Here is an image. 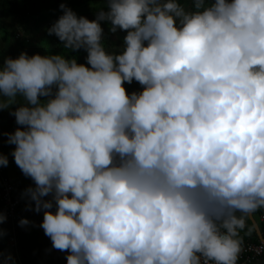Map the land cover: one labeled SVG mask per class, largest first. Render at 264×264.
I'll return each mask as SVG.
<instances>
[{
	"label": "clouds",
	"instance_id": "obj_1",
	"mask_svg": "<svg viewBox=\"0 0 264 264\" xmlns=\"http://www.w3.org/2000/svg\"><path fill=\"white\" fill-rule=\"evenodd\" d=\"M60 7L47 31L87 63L24 51L0 65V109L24 101L7 142L52 247L67 264H238L264 209V0ZM101 21L127 30L119 51Z\"/></svg>",
	"mask_w": 264,
	"mask_h": 264
},
{
	"label": "trees",
	"instance_id": "obj_2",
	"mask_svg": "<svg viewBox=\"0 0 264 264\" xmlns=\"http://www.w3.org/2000/svg\"><path fill=\"white\" fill-rule=\"evenodd\" d=\"M61 4H65L71 7L78 16H87L89 19H95L97 13L101 10H107V0L95 1V0H17L13 2L11 0H0V22H2V30L0 32V59L4 56H11L13 58L20 55L26 49L25 40H21L18 46H13L9 51L5 49L7 43L10 42L11 30L16 29L17 32L20 30L32 31L33 28H38L42 26H49L51 21H56L60 15L63 14V9L60 7ZM91 7L90 15H84L83 8ZM103 25L110 26V21H101ZM31 27V28H29ZM34 34L31 35L33 38ZM50 38L54 37V34L49 33ZM110 37L105 34L104 38ZM111 38V37H110ZM107 42H112L110 39ZM60 51L54 50L52 47L48 48L47 54L60 53L65 56L71 57L75 56L79 63H87L86 56L81 50H68L64 48V43L60 44ZM111 51V50H110ZM118 51V50H117ZM0 65H3L0 63ZM125 87L129 93L132 91L142 90V85L133 80L131 83L125 82ZM41 99H46V97H41ZM24 102L22 97L17 98V102L12 104L7 109H0V153L8 155L9 163L5 165H0V190L2 189V178H9L18 195L23 200V209L25 212L27 210L33 211L35 201H31L33 208H29V197L25 194L26 189L29 186H34V181L31 177L26 176L21 169L15 163L14 157L12 155V150L15 148L14 144L8 143L7 133L13 132L17 127H23L15 122V116L11 112L19 106L20 103ZM12 175V176H11ZM12 177V180L11 178ZM51 198L50 196L45 197V199ZM54 210V209H53ZM41 211H44L43 209ZM263 209L259 210L256 214L261 215ZM0 215H2V204L0 202ZM26 218L27 215H24ZM29 224V223H28ZM26 224V226L28 225ZM26 226H22L20 223L17 225L18 237L22 236V232L25 230ZM261 233L264 237V224L260 225ZM34 242H38L42 236L46 235L44 229L41 226L35 225L33 227ZM11 236L10 227L6 222L0 221V264H6L8 256L14 252L13 247L9 242ZM49 241V239H47ZM244 242L259 243L260 240L257 234H253L251 237H245ZM44 243V241H43ZM42 243V244H43ZM37 245L36 243H34ZM20 248V247H19ZM21 251V250H20ZM19 251V254H20ZM26 254H22V258L25 259ZM52 258V256H51Z\"/></svg>",
	"mask_w": 264,
	"mask_h": 264
},
{
	"label": "rangeland",
	"instance_id": "obj_3",
	"mask_svg": "<svg viewBox=\"0 0 264 264\" xmlns=\"http://www.w3.org/2000/svg\"><path fill=\"white\" fill-rule=\"evenodd\" d=\"M13 2H16L17 0H11ZM95 1H101V0H95ZM91 7H84L83 8V12L84 15H90L91 13ZM55 21H51L49 26H40L38 28H31L32 31H30V29L24 31V30H20L19 32H17L16 29H12L11 30V38H10V42L7 43V45L5 46V49L7 51H9L14 45L18 46L19 42L21 40H25L24 42H26V49H24V51H26L29 55H33L35 53H40L42 55H47V51L49 47H52L54 50L56 51H60V44L63 43L62 41L59 40V38L54 34V37L49 36V32L47 31V29L49 27H51V25L54 23ZM101 25L104 29V33L103 35L105 36V34H108L110 37L108 38V40L110 39V42H107V37H105V44L106 46H108L109 50L111 51H119L120 50V46H122L123 44V37L126 35L127 30H123V29H118L117 32L113 33L110 31V26H106L103 25V23L101 22ZM3 24L2 22H0V32L3 29L2 28ZM34 34L33 38L31 37V35ZM78 50L83 51V53L85 54V56L87 57V51L85 48H80ZM7 56H4L0 59V61H2V64L4 63V60ZM1 63V62H0ZM143 88V86H142ZM15 130V129H14ZM12 176V175H11ZM12 180V177H10ZM26 215L30 221V223L26 226V225H22V226H26L25 230L23 231V235L25 234V237L20 236L19 241H18V248L20 251V254L17 255L14 252H12L9 256L8 259L6 261V264H25L24 263V258H22V254L25 250L28 249V247H30V243L31 240L33 241L32 243H35L34 241V234L31 233L33 230V227L35 225L40 226L41 222L43 220V211L37 212V213H33V211H31L30 209L27 210ZM11 231V230H10ZM30 235V236H28ZM23 250V251H22Z\"/></svg>",
	"mask_w": 264,
	"mask_h": 264
},
{
	"label": "built area",
	"instance_id": "obj_4",
	"mask_svg": "<svg viewBox=\"0 0 264 264\" xmlns=\"http://www.w3.org/2000/svg\"><path fill=\"white\" fill-rule=\"evenodd\" d=\"M1 172V169H0ZM2 189L0 190V202L2 204V215L6 216L4 221L10 227L11 236L9 242L14 249V253L19 255L18 240L16 229L19 221L26 218L25 210L23 209V200L18 195L17 190L10 179L2 178ZM259 243L244 242V251L240 254L238 264H252L256 260L264 257V250L258 251ZM22 264V263H20ZM214 264V262H212Z\"/></svg>",
	"mask_w": 264,
	"mask_h": 264
},
{
	"label": "crops",
	"instance_id": "obj_5",
	"mask_svg": "<svg viewBox=\"0 0 264 264\" xmlns=\"http://www.w3.org/2000/svg\"><path fill=\"white\" fill-rule=\"evenodd\" d=\"M182 2H184V0H182ZM187 3L190 6L191 0H187ZM0 62L2 63V61ZM255 218L259 221L260 225L262 223L264 224V209L261 215L255 214ZM31 233H33V230ZM18 235L19 234L16 229V236L18 237ZM22 236L25 237V234L23 235V232ZM47 239H49V241H47ZM32 242L33 241L31 240L30 247L25 250L26 257L25 259H23L25 264H67V255L69 250H60L52 247V240L49 236H42V238H40L38 242H35L37 245ZM252 264H264V257L256 260Z\"/></svg>",
	"mask_w": 264,
	"mask_h": 264
},
{
	"label": "water",
	"instance_id": "obj_6",
	"mask_svg": "<svg viewBox=\"0 0 264 264\" xmlns=\"http://www.w3.org/2000/svg\"><path fill=\"white\" fill-rule=\"evenodd\" d=\"M257 235H258V238H259L260 241H261V238H264L262 233H261V230H260V232Z\"/></svg>",
	"mask_w": 264,
	"mask_h": 264
}]
</instances>
